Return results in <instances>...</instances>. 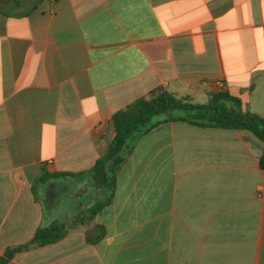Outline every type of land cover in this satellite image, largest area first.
<instances>
[{"label": "crops", "instance_id": "0c3cea01", "mask_svg": "<svg viewBox=\"0 0 264 264\" xmlns=\"http://www.w3.org/2000/svg\"><path fill=\"white\" fill-rule=\"evenodd\" d=\"M157 87L194 104L225 90L264 118V0H0V261L65 231L3 264H264L250 131L162 114L111 187L93 170L112 115Z\"/></svg>", "mask_w": 264, "mask_h": 264}, {"label": "trees", "instance_id": "16d2710c", "mask_svg": "<svg viewBox=\"0 0 264 264\" xmlns=\"http://www.w3.org/2000/svg\"><path fill=\"white\" fill-rule=\"evenodd\" d=\"M187 112L193 113V117L190 118ZM167 113L172 120L186 121L199 126L247 130L264 142V118L243 107L240 99L227 91L211 92L208 94L206 103L194 104L185 96L176 97L163 88L157 87L148 96L136 99L112 115L111 125L114 136L108 143L106 152L97 159L93 170L103 174V179L107 180L111 187L115 169L122 161L121 153L127 144L154 126L156 119L154 120L153 117ZM56 175L76 174L54 173L49 176ZM47 176V174L41 176L38 181L44 180ZM110 199L111 194L104 201L92 205L88 210V218L91 219L99 207ZM64 234L65 231H58L55 227L40 226L29 241L8 248L0 264H3L6 258L16 251L54 242ZM103 234L104 229L95 225L92 230L86 232V240L94 243L101 239Z\"/></svg>", "mask_w": 264, "mask_h": 264}, {"label": "rangeland", "instance_id": "374dc122", "mask_svg": "<svg viewBox=\"0 0 264 264\" xmlns=\"http://www.w3.org/2000/svg\"><path fill=\"white\" fill-rule=\"evenodd\" d=\"M177 112H175V114H176ZM186 114H188V116L190 117V118H192L193 117V113H190V112H187ZM159 116H161V115H158V116H155V117H153L154 118V120L155 119H157Z\"/></svg>", "mask_w": 264, "mask_h": 264}]
</instances>
